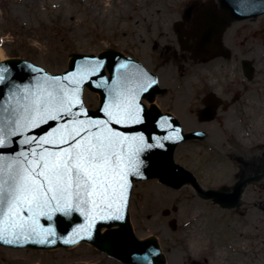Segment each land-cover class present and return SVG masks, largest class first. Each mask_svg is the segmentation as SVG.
Wrapping results in <instances>:
<instances>
[{
  "label": "rangeland",
  "instance_id": "obj_1",
  "mask_svg": "<svg viewBox=\"0 0 264 264\" xmlns=\"http://www.w3.org/2000/svg\"><path fill=\"white\" fill-rule=\"evenodd\" d=\"M191 1L0 0V52L5 59L20 58L51 74L67 70L73 54L98 55L114 50L140 62L158 76L160 87L165 90L154 100L159 110L175 116L185 132L212 134L180 144L175 150V163L188 170L201 189L230 192L243 168L239 159L264 161V148L257 147L264 145V79L261 77L259 85L252 83L238 104L220 108L212 121H198V111L204 108L203 97L214 92L230 103L234 94L241 92V76L233 71L232 61L198 64L189 59V53L180 51L173 24ZM246 24L233 26L225 36L237 40L236 30ZM228 46L233 51V44ZM260 69L264 72V61ZM180 91L189 101L177 108L175 98ZM98 99L84 90L87 108H97ZM155 186L175 194L169 201L152 204L159 196ZM184 186L188 190L178 192L182 187L174 189L157 179L134 183L129 219L137 239H156L166 264H217L218 242L225 251L222 264H252L253 258L264 263V179L246 187L242 197L247 203L242 202L238 208H222L199 197L190 184ZM190 206L199 207L203 215L197 223L186 225L178 213ZM240 223L248 234L243 237L245 246L236 247L229 240L235 224ZM191 236H197V240L189 249L183 248ZM0 264L121 263L81 243L70 249L46 251L0 246Z\"/></svg>",
  "mask_w": 264,
  "mask_h": 264
},
{
  "label": "water",
  "instance_id": "obj_2",
  "mask_svg": "<svg viewBox=\"0 0 264 264\" xmlns=\"http://www.w3.org/2000/svg\"><path fill=\"white\" fill-rule=\"evenodd\" d=\"M219 4L218 10L211 2L200 8L193 2L184 11L183 20H191L187 36L195 39V43L187 50H191L195 59L219 51L222 34L232 21L264 13V0H219ZM192 14L194 16L191 19ZM104 66L110 78L105 77ZM0 68L7 69L3 73V82H0V144L3 145L0 147V171L6 170L9 165L19 166L17 162L26 167L32 159H38L41 153L67 149L70 145L59 143V137H56V145L41 143L65 124L69 126L68 131L83 125L81 136L77 139L112 132L120 137H128L123 142L126 156L131 155L136 148L141 149L132 156L135 167L128 166L130 170L122 201L112 207L101 205L100 208H94L91 204L77 205L73 200V208L68 212L57 210L55 202H52L53 206L46 210L51 218L37 216L38 227L34 232L18 233L17 236L9 232L6 238H0L1 245L52 249L68 248L83 241L125 264H164L155 239L141 241L133 235L127 207L134 180L157 177L173 188L190 182L203 198H212L224 207L236 206L250 182L240 180L230 194L201 191L191 174L173 163V152L181 141L201 138L203 135H183L173 118L160 115L155 107L150 110L143 108L140 104L142 98L151 102L154 95L161 91L153 75L118 52L106 51L99 58L73 55L70 71L61 77L44 75L39 68L19 59L0 62ZM84 85L99 93L101 103L98 110L88 111L82 106L80 97ZM25 89L28 91L25 92ZM49 92L65 98L64 111L57 119L49 117L29 127L31 121L37 118L35 111L31 110L33 101L38 96L47 98ZM205 104L206 109L199 114L200 120L212 119L217 108L212 96L205 98ZM26 107L29 111H25ZM59 107V103L52 104L53 111ZM109 112L116 118L110 119ZM137 114L139 120L131 118ZM141 136L144 138L142 145L139 141L133 142V137ZM71 143L75 144V141ZM33 152L37 153L36 157L32 156ZM25 155L29 158L27 161ZM5 211L6 205L0 206V224ZM23 215L27 217V213ZM114 226L118 228L112 230ZM103 228L107 230L101 233ZM48 229H52L55 235L45 236Z\"/></svg>",
  "mask_w": 264,
  "mask_h": 264
},
{
  "label": "snow or ice",
  "instance_id": "obj_3",
  "mask_svg": "<svg viewBox=\"0 0 264 264\" xmlns=\"http://www.w3.org/2000/svg\"><path fill=\"white\" fill-rule=\"evenodd\" d=\"M5 71L6 68H0V82L4 80ZM64 101V97H58L51 92L47 98L38 96L31 108L37 118L31 121L29 127L49 117L59 118L64 111ZM54 102L60 105L55 111L52 110ZM25 111H29V108L26 107ZM109 117L116 118L111 112ZM131 118L139 120V115ZM68 128L65 124L62 129L50 133L41 141L43 144L56 145V137H59V143L70 145L67 149L41 153L38 159H32L26 167L17 162L19 166L9 165L6 170L0 171V206L6 205L3 222L0 224V238H6L9 232L13 236L34 232L38 227L37 216L51 218L46 210L53 206L52 202H55L57 210L68 212L73 208V200L77 205L91 204L94 208H100L101 205L112 207L124 199L126 177L130 170L128 166L135 167L132 156L141 149L136 148L131 155L126 156L123 142L128 137H120L112 132L91 134L77 139L81 136L83 125L74 127L71 131ZM73 140L75 144L71 143ZM132 140L139 141L141 145L144 143L142 136L133 137ZM131 147L129 145L130 149ZM32 156L36 157L37 153L33 152ZM24 159L27 161L29 158L25 155ZM121 181L124 183L121 184ZM23 213H27V217ZM47 235L55 233L48 229L45 232V236Z\"/></svg>",
  "mask_w": 264,
  "mask_h": 264
},
{
  "label": "flooded vegetation",
  "instance_id": "obj_4",
  "mask_svg": "<svg viewBox=\"0 0 264 264\" xmlns=\"http://www.w3.org/2000/svg\"><path fill=\"white\" fill-rule=\"evenodd\" d=\"M236 34V41H232L230 37H227L226 39V43L233 44L234 47L233 51L235 60L233 69H237L238 66H240L241 68V61L244 59L251 61L253 67L255 68V71L252 74L253 78L251 80H248L241 71L242 82L240 83L239 88L242 91L241 93L235 94L237 99L235 103H239L242 97L247 93L250 85L253 82L259 85L262 82L261 77L264 79V72H260V70L258 69V65L262 64V62L264 61V58H262L260 55L261 50H263L264 48V19H249L246 25L236 30ZM234 138L237 139L236 136ZM257 147L260 146L257 145ZM239 161L240 163H242L241 159H239ZM261 181L263 180H260L258 183H260Z\"/></svg>",
  "mask_w": 264,
  "mask_h": 264
},
{
  "label": "bare ground",
  "instance_id": "obj_5",
  "mask_svg": "<svg viewBox=\"0 0 264 264\" xmlns=\"http://www.w3.org/2000/svg\"><path fill=\"white\" fill-rule=\"evenodd\" d=\"M4 59H5L4 56L0 52V61H3ZM159 86H161L160 81H159ZM188 101H189L188 96L183 91H180V93L176 95L175 105H176L177 108H180L184 103H187ZM206 135H212V134L208 133ZM260 163H261V160H257V159L254 160L250 164L251 168H254V167L261 168L262 165ZM155 188L158 191L159 196L154 198V200L152 201V204H153V202L157 203V204L160 203V202H165L167 199L169 201V199L172 198L171 195L175 194L174 191L163 189L162 186H155ZM187 190H188V186H186V187L184 186L178 192H185ZM163 193H165V194L167 193L169 196L165 197L163 195ZM242 202L243 203H247V202L244 201V197H242L240 199V204H239L240 206H241ZM194 203H197V205H199L198 202H194ZM179 210L180 211L178 213V216L181 217V218H184V224H186V225L197 223L199 221V219L201 218V216L203 215V213L201 212L200 208L197 207V206H190V207H188V209H179ZM246 226H248V223L246 224ZM111 229L115 230V229H117V227L111 228ZM247 234L248 233L246 231V227H244L243 223L235 224L234 234L232 236V240H229L230 244L232 242V244L234 246H236V247H238L240 245L242 246L243 244L245 246V243H243V242L245 241V238H246ZM244 236H245V238H243ZM196 240H197V236H191L190 243H188V241L184 242L183 248L189 249L190 248V244L194 243ZM198 240H200V237H198ZM215 250H216V261H217V264H222L223 263V254H224L225 251H224L223 248H221V242L217 243V245L215 246ZM261 260H259V258H253L252 264H264V263H262ZM165 264H166V262H165Z\"/></svg>",
  "mask_w": 264,
  "mask_h": 264
}]
</instances>
